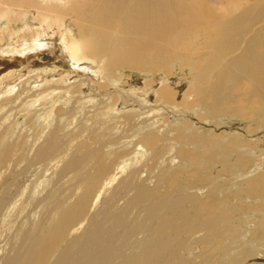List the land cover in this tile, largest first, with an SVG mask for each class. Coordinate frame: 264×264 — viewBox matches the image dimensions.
I'll list each match as a JSON object with an SVG mask.
<instances>
[{
	"label": "bare ground",
	"instance_id": "obj_1",
	"mask_svg": "<svg viewBox=\"0 0 264 264\" xmlns=\"http://www.w3.org/2000/svg\"><path fill=\"white\" fill-rule=\"evenodd\" d=\"M2 10L0 180L16 177L7 197L21 203L0 198V264H264V0ZM31 10L40 22L14 29ZM23 161L64 179L30 227Z\"/></svg>",
	"mask_w": 264,
	"mask_h": 264
},
{
	"label": "rangeland",
	"instance_id": "obj_2",
	"mask_svg": "<svg viewBox=\"0 0 264 264\" xmlns=\"http://www.w3.org/2000/svg\"><path fill=\"white\" fill-rule=\"evenodd\" d=\"M3 12V13H2ZM4 12L5 11H1V14H0V30H2V29H4L5 28V26L7 25V24H9V20H8V17L7 16H9V14H8V12H5V15H7V16H5L4 15ZM14 15H16V12H14L13 13ZM37 15H38V13L36 12V11H32L31 10V12L30 13H28V14H26V15H22L21 17H20V23H18V24H16L15 26H13V28L14 29H18L17 27H21L22 26V24H24L25 22H27L28 24H30V25H32V26H34V24H37V23H39L40 22V20L38 21L37 20V18H39V15H38V17H37ZM35 18H36V20H35ZM16 19V18H15ZM27 19V20H26ZM17 22H19V21H17ZM69 23V22H68ZM50 37V38H49ZM27 38H32V36H29V37H27ZM42 38H45V36L44 37H42ZM53 38V30H49V36H47V40H51ZM33 39H37V38H33ZM61 38L59 39L58 38V41L61 43ZM6 43H10V44H13V45H15L14 47L16 48V46L19 48V46H20V48L24 45V42H26V41H24V40H22V43H21V41L19 42V41H16V39L15 40H12V42L11 41H8V39L5 41ZM18 44V45H17ZM5 48V47H4ZM103 67L102 68H104V63L102 62V64H101ZM176 65V64H175ZM178 67H179V64L177 65ZM188 71V70H187ZM106 72L104 71V74H105ZM157 74H162V72H157ZM180 75H183V73H181ZM35 84V83H34ZM31 85V87H34V86H36V85ZM162 103V102H161ZM171 118H173V117H171ZM240 118V117H239ZM28 119V118H27ZM26 119V120H27ZM232 123H234V121L232 122ZM241 129H243V128H241ZM20 130V129H19ZM21 131L22 132H25V130L23 131L22 129H21ZM260 153V152H259ZM259 153H257V154H255V155H252V156H254V157H257V156H259L260 154ZM21 165L22 166H25L26 165V162L25 161H23L22 162V164H20L19 165V167H16V166H14L15 168H14V170H15V172H16V174H19L20 172H21ZM36 164L35 165H33V166H25V169H24V171H23V174L25 175L24 176V178L26 179H28L33 185H32V187H31V189H29V190H27V194H26V198H27V200L29 201V204H28V206H27V208L26 209H28L27 210V213H25L24 212V214H26L25 215V220L27 221V224H28V227H30L31 226V221H33L34 220V218H36L37 219V221H38V223H40L41 221H42V218H44V215H45V213L47 212V210L49 209V206L51 207L52 205H53V201H54V199H55V195L57 194L58 195V190H59V186L61 185V184H63V182H64V179L63 180H61L59 183H57L56 185H54V187L52 186V181L51 180H53V177H49L50 175L49 174H45L46 172H47V168H46V166H43V167H40L39 169H37L36 168ZM30 169V170H29ZM42 169H44V170H42ZM36 170V171H35ZM30 172L31 173H33V179H32V177L30 176ZM21 174V173H20ZM10 175H11V177H10ZM40 175V176H39ZM226 175H232V173H229V174H226ZM9 177H7L6 179H7V181H6V179L5 180H0V198H2V199H6L7 201H8V205L7 206H9V204H10V206H12V208H13V205L15 204V203H17V202H20L21 203V199H19V194L18 195H16L15 197H12V198H10V196L9 197H7V193H8V190H9V186H7L6 187V185H8L9 183H12V181H15V179H16V177L14 176V177H12V174H9L8 175ZM45 176V177H44ZM38 177H40V178H38ZM47 177V178H46ZM20 178V176L17 178V179H19ZM31 179H32V181H31ZM42 181H41V180ZM260 179V178H259ZM47 180H48V183H47ZM4 181V182H3ZM37 181V182H36ZM193 182V185H191V186H200L202 183H200V182H197V181H192ZM36 183V184H35ZM210 183V182H209ZM43 186H42V185ZM26 185H27V183H26ZM50 185H51V187H50ZM203 185V184H202ZM42 186V187H41ZM47 186H48V188H47ZM4 187V188H3ZM61 188H62V186H60ZM15 188L16 189H19V184L18 185H16L15 186ZM41 188H42V190H41ZM46 188V189H45ZM58 188V190H56ZM39 189V190H38ZM45 190H46V192H45ZM33 191V192H32ZM50 191V192H49ZM57 191V192H56ZM31 193V195H29L30 193ZM54 192V193H53ZM235 194H233L234 196H240L241 198H243L244 197V195L246 194L247 195V197H250L249 196V193H246V192H243L242 190H238V189H235ZM247 192H249V191H247ZM25 193V191H23V189L21 190V195H25L24 194ZM47 193V194H46ZM50 193V194H49ZM52 194V195H51ZM55 194V195H54ZM54 195V196H53ZM234 196L232 197V199H236V197L234 198ZM40 197V198H39ZM16 198V199H15ZM34 198V199H33ZM2 199H0V207H2L3 205H1V202H2ZM43 199V200H42ZM33 200H35V201H33ZM36 201H41V203L42 204H40V206H36V207H34L33 208V204L34 203H36ZM47 201V202H46ZM48 201H50V202H48ZM254 200L253 199H251V202H253ZM31 202H32V204H31ZM44 202V203H43ZM245 202H246V204H245ZM44 204H46V205H44ZM52 204V205H51ZM241 204H242V210L241 211H243V212H247V213H250V214H253V211H251V209L249 208V206H248V203H247V201H244V199H242V201H241ZM259 204V203H258ZM32 205V206H31ZM260 205V204H259ZM6 206V207H7ZM9 206V207H10ZM6 207H4L3 208V210L6 208ZM38 208V209H37ZM40 208V209H39ZM43 208V209H42ZM229 209H232L233 210V212L236 214V216H238V217H240L242 220H243V224H240L239 223V221L238 220H236V221H234V227H236V228H243V229H245V230H249L250 229V227L247 225V223L248 222H251V221H248V219H247V217L248 216H245V215H243L242 213H241V211H235L236 209H240V206H229ZM31 212H30V211ZM42 210V211H41ZM8 211V214H7V218H8V216H9V214L11 213V211L12 210H7ZM6 213V212H5ZM4 213V214H5ZM32 213V214H31ZM41 213V215H40V217H39V214ZM4 214H3V216H4ZM44 214V215H43ZM37 217H36V216ZM2 215H0V217H1ZM30 216H31V218H30ZM43 216V217H42ZM34 217V218H33ZM42 217V218H41ZM30 218V219H29ZM41 219V220H40ZM258 219L259 218H257V216L255 217V218H252V221H253V224L254 225H257V228L256 229H254L255 231H256V233L258 234V235H262L263 233H264V228H262V224H264L263 222L262 223H260V221H258ZM27 224H26V226H27ZM30 224V225H29ZM15 225V224H14ZM254 228V227H253ZM261 228V229H260ZM259 230V231H258ZM253 232V231H252ZM260 232V233H259ZM253 238V236H252V233H251V237H250V239H252ZM249 239V240H250ZM255 244H256V247L257 248H259L260 250H259V252L261 253V254H263L264 255V250L262 249L263 247H264V244H260L259 242H255Z\"/></svg>",
	"mask_w": 264,
	"mask_h": 264
}]
</instances>
